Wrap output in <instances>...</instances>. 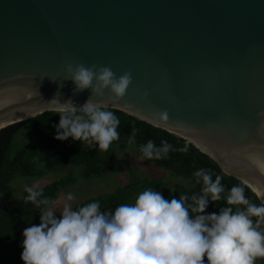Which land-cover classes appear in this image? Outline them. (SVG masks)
I'll return each mask as SVG.
<instances>
[{"label": "water", "instance_id": "water-1", "mask_svg": "<svg viewBox=\"0 0 264 264\" xmlns=\"http://www.w3.org/2000/svg\"><path fill=\"white\" fill-rule=\"evenodd\" d=\"M80 63L131 72L107 108L192 144L264 205V0H0V137L57 94L82 106L91 89L64 71Z\"/></svg>", "mask_w": 264, "mask_h": 264}, {"label": "clouds", "instance_id": "clouds-1", "mask_svg": "<svg viewBox=\"0 0 264 264\" xmlns=\"http://www.w3.org/2000/svg\"><path fill=\"white\" fill-rule=\"evenodd\" d=\"M64 71L75 85L74 93L91 89L92 95L79 107L71 100L61 102L58 94L46 103L55 105L53 111L60 117L55 139L71 137L107 151L120 138V121L102 97L107 91L109 99L121 100L132 84L131 72L117 77L111 66L83 63L67 64ZM147 96L145 92L141 99ZM257 115L264 129V111ZM168 120L167 111L155 114L157 126H166ZM134 136L131 133L129 143ZM172 150L167 141L157 147L149 140L140 147L146 159H162ZM193 175L203 187L190 198L181 195L169 200L149 188L134 203L116 207L114 213L102 212L99 202L76 210L65 203L59 218L51 209L42 208L39 225L23 230L20 259L23 264H257L264 259V205L252 203L243 187L233 186L225 198L228 207L204 215L209 200H220L225 191L222 177L213 180L205 169ZM27 193L26 201L37 207L48 204L42 190L29 187ZM72 200L69 193L67 201Z\"/></svg>", "mask_w": 264, "mask_h": 264}, {"label": "trees", "instance_id": "trees-1", "mask_svg": "<svg viewBox=\"0 0 264 264\" xmlns=\"http://www.w3.org/2000/svg\"><path fill=\"white\" fill-rule=\"evenodd\" d=\"M107 109L112 111L120 121L117 129L120 138L114 141L107 151H100L95 144L74 141L71 137L64 141L55 139L60 117L54 111H46L25 121L14 123L0 137V264H23L20 259L23 251V230L32 225H39L41 209L48 208V204L37 207L26 201L27 189L21 192L19 198L13 199L10 184L15 177L37 179L47 172L68 166L79 168L78 177L81 179L99 177L103 172L111 169L108 164H102V160L111 157L115 151H123L127 147H131L145 163L163 169L175 177L188 180L190 186L178 185L173 196L167 189L162 188L160 192L165 199L171 200L181 195H187L190 198L193 194H200L203 183L197 182L193 174L199 169H205L211 172L213 180L216 176L222 177L221 184L225 191L229 192L233 186L243 187L246 198L257 206L262 205L244 184L234 177L223 174L213 160L198 151L192 144L123 112ZM21 130H24L27 137L34 143L12 150L14 138ZM131 133H135L133 143H129ZM149 140L154 141L157 147L162 141H167L173 146V150L162 159L143 158L140 147ZM180 148H187V151H178ZM36 162L40 165L39 167L36 166ZM75 181L70 171L63 177L36 189L42 190L43 197H46L49 202L56 197L60 189ZM161 184V178L132 180L114 188L111 192L87 198L72 208L76 210L88 203L99 202L102 212L114 213L116 207L125 203L129 204L142 191L153 189ZM188 203H191L190 199ZM224 207L228 205L226 199L221 197L220 200L210 204L208 214L213 212L218 214ZM261 227L264 228V224ZM257 264H264V259L257 260Z\"/></svg>", "mask_w": 264, "mask_h": 264}, {"label": "rangeland", "instance_id": "rangeland-1", "mask_svg": "<svg viewBox=\"0 0 264 264\" xmlns=\"http://www.w3.org/2000/svg\"><path fill=\"white\" fill-rule=\"evenodd\" d=\"M33 143L34 141L27 137L25 131L21 130L15 136L11 149L16 150ZM102 164H108L111 169L103 172L99 177H92L90 179L79 178V168L70 166L47 172L45 175L37 179L15 177L10 184L12 198H19L21 192L29 187H41L72 171L76 179L75 183L69 184L60 189L56 197L48 202V208L57 215V218H59V214L65 203H68L73 207L87 198L111 192L114 188L122 186L132 180L161 178L162 184L156 186L153 190L160 192L162 188H165L171 196L174 195L175 189L178 185L184 187L190 186L188 180L175 177L163 169L155 168L152 165L145 163L134 153L131 147H127L123 151H115L111 157L102 160ZM36 166L39 167L40 165L36 162ZM69 193L74 196V200L67 201V195ZM135 199L129 204L134 203Z\"/></svg>", "mask_w": 264, "mask_h": 264}, {"label": "bare ground", "instance_id": "bare-ground-1", "mask_svg": "<svg viewBox=\"0 0 264 264\" xmlns=\"http://www.w3.org/2000/svg\"><path fill=\"white\" fill-rule=\"evenodd\" d=\"M250 188L252 189V191L258 196V198L262 201V190L258 189L257 187L250 185Z\"/></svg>", "mask_w": 264, "mask_h": 264}]
</instances>
